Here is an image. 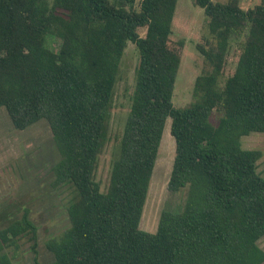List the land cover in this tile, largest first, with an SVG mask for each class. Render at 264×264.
Returning a JSON list of instances; mask_svg holds the SVG:
<instances>
[{"label": "trees", "instance_id": "obj_1", "mask_svg": "<svg viewBox=\"0 0 264 264\" xmlns=\"http://www.w3.org/2000/svg\"><path fill=\"white\" fill-rule=\"evenodd\" d=\"M209 37L197 45L209 69L192 101L172 102L180 65L170 45L177 0H0V107L23 130L43 119L59 159L54 187L69 184L68 227L47 242L49 263L261 264L264 176L258 149L241 137L264 133V2L192 0ZM144 28V35L139 29ZM54 36L59 46L47 45ZM232 41L233 72L219 83ZM127 42L138 52L131 102L107 186L94 178L106 142L119 63ZM178 46H182L179 42ZM220 112L213 123L212 112ZM175 141L167 181L184 190L181 209L161 210L155 232L140 229L164 125ZM35 238L27 210L0 227V264L21 236Z\"/></svg>", "mask_w": 264, "mask_h": 264}, {"label": "rangeland", "instance_id": "obj_2", "mask_svg": "<svg viewBox=\"0 0 264 264\" xmlns=\"http://www.w3.org/2000/svg\"><path fill=\"white\" fill-rule=\"evenodd\" d=\"M113 1V0H109ZM140 0H136L138 7ZM225 2L226 0H213ZM264 0H239L247 9ZM170 45L177 47L180 65L174 83L172 102L183 107L192 101V87L197 75L209 69L197 45H203L209 37L207 19L201 7L192 0H177L171 24ZM144 35V28L139 29ZM47 45L57 49L59 40L47 37ZM182 42V46H178ZM240 45L232 41L226 63L219 77V83L230 75L236 65ZM138 52L132 42H127L120 59L118 74L113 90V99L108 120L107 137L102 147L94 172V178L101 190L107 186L112 161L117 156L119 138L122 133L135 82V68ZM220 115L214 110L211 120L216 123ZM170 119L165 122L157 157L152 170L139 227L155 232L162 209H181L184 190L170 192L167 181L175 154V141L169 131ZM246 149H258L261 157L257 160V171L264 176V133L252 132L241 137ZM59 159L48 123L41 119L23 130L13 127L4 107H0V227L19 219L27 210L29 220L35 226V238L21 236L8 249L13 264H34V252L40 263L53 260L47 248L51 238H57L69 225L67 206L74 195L71 185L54 187L51 166ZM264 250V235L258 240Z\"/></svg>", "mask_w": 264, "mask_h": 264}, {"label": "flooded vegetation", "instance_id": "obj_3", "mask_svg": "<svg viewBox=\"0 0 264 264\" xmlns=\"http://www.w3.org/2000/svg\"><path fill=\"white\" fill-rule=\"evenodd\" d=\"M52 167H53V166H51V171H52ZM52 172H53V171H52ZM261 264H264V261H263Z\"/></svg>", "mask_w": 264, "mask_h": 264}]
</instances>
